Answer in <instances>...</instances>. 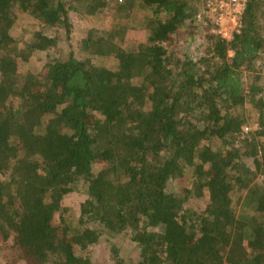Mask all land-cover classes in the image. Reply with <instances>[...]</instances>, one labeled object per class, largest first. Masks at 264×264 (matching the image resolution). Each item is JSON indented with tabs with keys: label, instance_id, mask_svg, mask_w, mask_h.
I'll list each match as a JSON object with an SVG mask.
<instances>
[{
	"label": "trees",
	"instance_id": "1",
	"mask_svg": "<svg viewBox=\"0 0 264 264\" xmlns=\"http://www.w3.org/2000/svg\"><path fill=\"white\" fill-rule=\"evenodd\" d=\"M201 9L199 0H0L3 264H93L100 243L113 264H264V83L253 73L264 60V0L248 2L228 38ZM15 11L67 36L72 12L111 21L36 73L22 67L57 40L36 30L15 39ZM135 26L149 37L127 51ZM106 58L113 69L95 63ZM247 103L258 126L244 133ZM73 193L85 199L65 218L61 201ZM199 199L203 209L187 207ZM124 241L132 258L120 256Z\"/></svg>",
	"mask_w": 264,
	"mask_h": 264
},
{
	"label": "rangeland",
	"instance_id": "2",
	"mask_svg": "<svg viewBox=\"0 0 264 264\" xmlns=\"http://www.w3.org/2000/svg\"><path fill=\"white\" fill-rule=\"evenodd\" d=\"M102 14H105V12H103ZM199 14L200 16L208 20L210 25L212 24L213 27H215L213 20L209 16H207L206 13L202 11V9L199 11ZM109 16H104L94 21L85 19L80 20L78 19V16H76V13L72 12L69 15V24L71 25V31L70 34L67 36L65 30L52 31L47 29H41V27L36 22H34V20L31 19L28 15L23 14L20 11H15V25L12 29V36L15 39L25 43V41H28L31 38L32 30H36L42 31L44 35L50 36L57 40V47L55 49H52L48 53L35 54L32 57L29 66L26 65L25 67H22V69L24 70L25 68H31L34 72L38 73L42 69L43 65H45L46 61H49L50 58H53L54 56L62 57L69 54L70 51H74L76 49L77 42L80 40L82 33L85 30H88L90 28H109L111 21V17ZM148 37L149 34L147 32H144L135 26L134 29L130 30L126 34L121 45L125 50L132 51L137 47L138 44L145 43ZM75 54L77 58H81V54L78 51L75 52ZM95 63L99 66H104L105 68L113 69L116 64V61L113 58H106L97 60ZM253 73L255 75H260L261 80L264 83V60L259 62V64L253 70ZM243 108L245 111V115L248 117V119H251L250 123H248L249 125H247L245 127L246 129L244 130V133H248L250 131H254L258 126L255 120V117L258 113V109L253 107L249 103L245 104ZM170 188L172 189V191H179V188L176 187V183H171ZM84 199L85 196H83V194L81 193H73L65 196L61 201V208L65 210L64 214L62 213L63 216L65 215L66 218L69 215H72L75 210L77 211L79 203H81ZM204 205L205 200L199 199L191 200L188 203L187 207L199 211L204 208ZM56 219L57 221L59 220L58 214L56 216ZM123 243L124 244L121 245L120 248V256L123 258H132V255L130 253L132 245L127 241H124ZM9 247V244L3 245L1 247L0 264L4 263L3 256L8 253ZM94 253L95 256L93 264H113L110 259L111 255L109 247L105 246L104 243H100L99 245H97L94 249Z\"/></svg>",
	"mask_w": 264,
	"mask_h": 264
},
{
	"label": "built area",
	"instance_id": "3",
	"mask_svg": "<svg viewBox=\"0 0 264 264\" xmlns=\"http://www.w3.org/2000/svg\"><path fill=\"white\" fill-rule=\"evenodd\" d=\"M121 2V0H118ZM203 10L216 27L215 32L223 38L237 32L241 27V17L250 0H199ZM225 35H223V34Z\"/></svg>",
	"mask_w": 264,
	"mask_h": 264
}]
</instances>
